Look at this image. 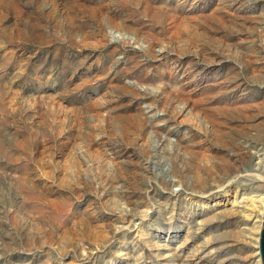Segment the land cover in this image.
<instances>
[{
    "label": "rangeland",
    "instance_id": "obj_1",
    "mask_svg": "<svg viewBox=\"0 0 264 264\" xmlns=\"http://www.w3.org/2000/svg\"><path fill=\"white\" fill-rule=\"evenodd\" d=\"M263 202L264 0H0V264H262Z\"/></svg>",
    "mask_w": 264,
    "mask_h": 264
},
{
    "label": "water",
    "instance_id": "obj_2",
    "mask_svg": "<svg viewBox=\"0 0 264 264\" xmlns=\"http://www.w3.org/2000/svg\"><path fill=\"white\" fill-rule=\"evenodd\" d=\"M259 251H260L261 262L262 264H264V214H263V223H262V229L259 240Z\"/></svg>",
    "mask_w": 264,
    "mask_h": 264
},
{
    "label": "bare ground",
    "instance_id": "obj_3",
    "mask_svg": "<svg viewBox=\"0 0 264 264\" xmlns=\"http://www.w3.org/2000/svg\"><path fill=\"white\" fill-rule=\"evenodd\" d=\"M263 205H264V202H263ZM262 212H263V209H262ZM261 215V214H260Z\"/></svg>",
    "mask_w": 264,
    "mask_h": 264
}]
</instances>
